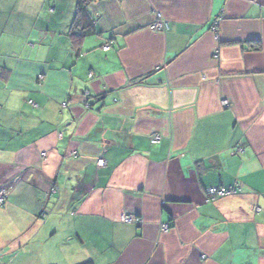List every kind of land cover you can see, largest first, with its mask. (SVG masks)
Masks as SVG:
<instances>
[{"label":"crops","instance_id":"crops-1","mask_svg":"<svg viewBox=\"0 0 264 264\" xmlns=\"http://www.w3.org/2000/svg\"><path fill=\"white\" fill-rule=\"evenodd\" d=\"M76 5L0 0V264H264V0Z\"/></svg>","mask_w":264,"mask_h":264},{"label":"built area","instance_id":"built-area-1","mask_svg":"<svg viewBox=\"0 0 264 264\" xmlns=\"http://www.w3.org/2000/svg\"><path fill=\"white\" fill-rule=\"evenodd\" d=\"M151 30L153 31H164L166 32L168 29H169V26H168V23L161 17V15H157V18H156V21L153 25H151L150 27ZM212 31L214 33L217 32V28L214 26ZM111 49V43L110 42H107L103 47H102V50L104 52H107ZM84 96H88V93L85 92L84 93ZM29 104L33 107H37L36 104H34L32 101H29ZM68 104L66 102L62 103L61 104V108L62 109H67L68 108ZM222 106L223 107H227L228 106V102L227 101H223L222 102ZM161 137L157 134H154L152 135L151 137V144L152 145H157L161 142ZM105 164V161L102 159V160H99L98 161V165L99 167H103ZM54 193V191H53ZM240 194V188L238 186H230L228 188H225V187H211V188H207L206 191H205V195H206V198H207V201L210 202V203H214L216 202L217 200L219 199H222V198H226V197H234L236 195H239ZM7 194L6 192L0 190V207L4 206L6 204V201H7ZM255 213H258L259 212V209H254ZM120 221L122 223H127V224H131V223H134V224H137L139 225L141 222L140 220H138L136 217H133V216H122L120 218ZM170 228H171V225L169 224H166V225H162L160 227V231L162 233H167L170 231Z\"/></svg>","mask_w":264,"mask_h":264},{"label":"trees","instance_id":"trees-1","mask_svg":"<svg viewBox=\"0 0 264 264\" xmlns=\"http://www.w3.org/2000/svg\"><path fill=\"white\" fill-rule=\"evenodd\" d=\"M94 0H77L76 5V16L74 19L73 26H78L81 28L80 36L76 37V39H80L85 35L92 34L94 31V26L92 21L89 18L87 7ZM72 38H75L72 36ZM82 264H94L93 262H85Z\"/></svg>","mask_w":264,"mask_h":264}]
</instances>
